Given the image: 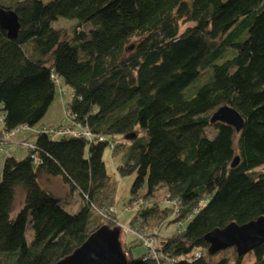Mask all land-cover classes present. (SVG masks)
<instances>
[{
    "label": "trees",
    "instance_id": "1",
    "mask_svg": "<svg viewBox=\"0 0 264 264\" xmlns=\"http://www.w3.org/2000/svg\"><path fill=\"white\" fill-rule=\"evenodd\" d=\"M0 8L20 23L15 39L0 29V146L38 123L60 79L72 97L69 124L57 127L89 132L39 129L21 142L34 145H23L26 156L5 157L0 264H55L117 224L106 202L107 147L118 175H134L128 202L143 191L149 203L130 220L127 264H241L235 249L212 262L222 250L209 254L204 237L264 217V0H0ZM222 105L242 116L239 132L210 122ZM42 175L77 193L78 209L44 188ZM159 190L168 206L147 200ZM154 217L178 229L156 240L158 262L144 259L138 224ZM134 246L145 253L133 257ZM251 252L264 264V242Z\"/></svg>",
    "mask_w": 264,
    "mask_h": 264
},
{
    "label": "rangeland",
    "instance_id": "2",
    "mask_svg": "<svg viewBox=\"0 0 264 264\" xmlns=\"http://www.w3.org/2000/svg\"><path fill=\"white\" fill-rule=\"evenodd\" d=\"M43 1H48V0H43ZM59 26L65 30L67 29L68 31L70 27V22L62 20L58 23V27ZM71 97H72L71 89L68 86L64 85V83L60 79L59 84L56 86L55 89L54 99L49 105L46 113L42 116V118L38 121V123L35 124L36 128L38 126H42L40 128L41 130L43 127H52V126L57 127L59 125H68L69 122L65 115V112L67 111L65 109L67 108V104L70 102ZM1 114L2 111L0 106V115ZM0 123H1V119H0ZM207 134L209 137H212L215 134V130L212 128H208ZM116 141L122 142V140L120 139H117ZM124 146H128V143L124 142ZM103 159L105 161L106 170L109 175V186H110L107 192L109 193L108 198L110 199H107L106 202L112 201L114 205L112 208L113 215L117 222L116 225H120L122 227L123 231L121 233L120 240L122 242V246L124 245L123 247H125V243L127 245H130V243H132L135 240V237L129 231H127V229L130 230L129 228L130 220L136 213V209H135L136 203H138L140 199L142 200V198L145 197V195L143 191H140L138 195L134 197L133 200L128 202V199L131 198L130 188L134 179V175L124 176V177L118 175L115 166L118 165L119 163V157L112 158L110 147H107L104 150ZM40 181L42 184L46 185L49 188V190L53 192V194L57 196H61L62 200L64 198V195H66V193L69 192L68 191L69 188L63 185V182L59 178H54L50 180V182H48L47 184L45 183V180L43 178H41ZM70 194H71L69 196L70 202L66 205L68 208H74L75 205L77 204L79 205L82 201L77 193L74 192ZM105 195L106 194H104L103 196ZM20 199L21 198L19 197L18 199L19 203H20ZM166 199L167 197L164 191L159 190L153 196H151V198H148L147 200L151 201V203L153 204L152 206H158V205L168 206V204L165 203ZM63 201H65V199ZM142 201L144 202V200ZM169 220L170 219L167 220L166 218H156V217L148 221L145 220L144 222L140 220V223H138L140 224L139 229L144 233L143 235H152L157 233L155 239L158 240L162 236H168L178 231L175 225H172L171 223L167 224ZM26 236L28 240H31L32 238L31 229H27ZM233 251L234 248L232 247L224 249L221 252H219L216 256L212 257L210 260L214 262L221 257H227L230 259L233 257ZM131 253L135 258L140 257L142 256L143 253H145V248L143 246H134L131 248ZM230 263L233 264L232 261H230ZM241 264H256L252 252L243 255Z\"/></svg>",
    "mask_w": 264,
    "mask_h": 264
},
{
    "label": "water",
    "instance_id": "3",
    "mask_svg": "<svg viewBox=\"0 0 264 264\" xmlns=\"http://www.w3.org/2000/svg\"><path fill=\"white\" fill-rule=\"evenodd\" d=\"M20 23L13 10L0 8V29L4 30L8 38L15 39L18 35ZM211 123L221 122L232 126L239 132L244 120L242 116L228 105L220 106L211 116ZM135 137L134 133L125 136L127 140ZM238 163L235 157L231 166ZM122 227L102 225L89 234L87 239L66 257L55 264H127V253L123 250L120 236ZM208 243L207 252L213 254L233 247L238 255H245L264 242V217L238 225L234 222L224 228H216L205 235Z\"/></svg>",
    "mask_w": 264,
    "mask_h": 264
},
{
    "label": "crops",
    "instance_id": "4",
    "mask_svg": "<svg viewBox=\"0 0 264 264\" xmlns=\"http://www.w3.org/2000/svg\"><path fill=\"white\" fill-rule=\"evenodd\" d=\"M42 126H38L36 128V126L34 125L33 127L27 128V129H23L21 132H19L18 134L14 135L12 138L5 140L1 146H0V175H1V170H2V165H3V161L5 159L6 156L8 155H13L15 158L20 159L24 156L27 155V149L22 145V141L27 140V141H34V137H35V133L41 128ZM2 129V122L0 123V130ZM43 178L45 180V183L47 184L48 182H50V180L54 179L52 177H47V176H41L40 179ZM60 179V178H59ZM41 183V181H40ZM41 185L46 188L47 190H49V188L42 184ZM64 185V184H63ZM51 191V190H49ZM52 192V191H51ZM53 193V192H52ZM55 195V194H54ZM57 196V195H56ZM70 195L68 194V192L66 193V195H64L63 200L65 199V207L73 212L76 211L79 207V205H75L74 208H68L66 204H68L70 202ZM59 198H61V196H57ZM67 202V203H66Z\"/></svg>",
    "mask_w": 264,
    "mask_h": 264
},
{
    "label": "built area",
    "instance_id": "5",
    "mask_svg": "<svg viewBox=\"0 0 264 264\" xmlns=\"http://www.w3.org/2000/svg\"><path fill=\"white\" fill-rule=\"evenodd\" d=\"M40 131L52 134L54 136L72 135V136L79 137V136H88L89 135V132L86 129L81 128V127L79 128L78 126L73 127V128L71 126H61V127H57V128L43 127ZM23 145L27 148H30V149H32L34 147V145L32 143H27V142L23 143ZM148 205H149V203L147 204V202L145 203V201L143 202L140 199L138 201V203H136L135 209L139 210L141 207L148 206ZM127 231H131V230L127 229ZM140 238L142 239L144 246L147 248V253L144 256V259L145 260H154V261L158 262V254L156 251V239H155L154 234L144 235V236L142 235ZM196 255H199V254H196Z\"/></svg>",
    "mask_w": 264,
    "mask_h": 264
}]
</instances>
